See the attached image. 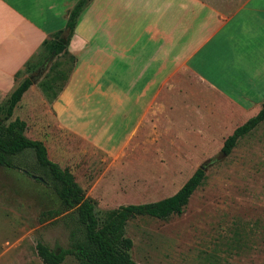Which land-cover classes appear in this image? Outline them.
Masks as SVG:
<instances>
[{
    "label": "crops",
    "instance_id": "0c3cea01",
    "mask_svg": "<svg viewBox=\"0 0 264 264\" xmlns=\"http://www.w3.org/2000/svg\"><path fill=\"white\" fill-rule=\"evenodd\" d=\"M78 1L0 0L1 99L68 41ZM59 62L68 80L46 103L103 152L139 134L225 139L264 104V0H89Z\"/></svg>",
    "mask_w": 264,
    "mask_h": 264
},
{
    "label": "rangeland",
    "instance_id": "374dc122",
    "mask_svg": "<svg viewBox=\"0 0 264 264\" xmlns=\"http://www.w3.org/2000/svg\"><path fill=\"white\" fill-rule=\"evenodd\" d=\"M49 58L31 75L44 93L30 92L9 120V100L0 98V121L24 120L26 136L42 140L49 158L74 174L98 217L108 209L172 196L196 169L205 170L203 184L181 215L127 222L137 264H264V121L228 156L222 147L229 136L218 134L179 135L170 141L139 134L110 155L58 126L45 90L67 82L69 70ZM11 160L16 167H0V264H44L38 243L67 248L84 230L75 209L62 204L55 181L38 165L34 151ZM62 264L78 261L68 256Z\"/></svg>",
    "mask_w": 264,
    "mask_h": 264
},
{
    "label": "trees",
    "instance_id": "16d2710c",
    "mask_svg": "<svg viewBox=\"0 0 264 264\" xmlns=\"http://www.w3.org/2000/svg\"><path fill=\"white\" fill-rule=\"evenodd\" d=\"M88 1L79 0L71 10L67 22L68 41ZM68 41L66 43L57 41L49 60L63 53ZM34 83V77L30 76L23 80L11 93L8 98L6 120L14 115V111L19 106L24 94ZM263 121L264 104L256 116L238 126L225 140L222 147L223 154L228 156L238 141ZM26 128L27 123L19 117L7 124L0 121V167H16L11 160L12 156L21 154L26 150L34 151L38 165L49 173L55 181L56 192L62 204L67 209H75L78 221L84 230L82 238L74 241L67 248L54 250L44 243H38L37 253L44 264H62L68 256H73L78 264H137L130 254L133 241L126 236L127 222L139 216L165 220L173 215H181L192 194L203 184L206 178L205 170L198 168L172 196L155 202L129 204L108 209L103 212L101 217H98L94 201L86 197L83 189L75 181L74 174L52 161L49 158L45 143L42 140L28 138L25 134ZM26 173L30 174L28 171ZM38 179L43 181L40 177Z\"/></svg>",
    "mask_w": 264,
    "mask_h": 264
},
{
    "label": "water",
    "instance_id": "95a60500",
    "mask_svg": "<svg viewBox=\"0 0 264 264\" xmlns=\"http://www.w3.org/2000/svg\"><path fill=\"white\" fill-rule=\"evenodd\" d=\"M60 41H63L64 43H66L67 42V40L66 39H61ZM33 78V77H32ZM33 178H37L36 176H33ZM42 179V178H41Z\"/></svg>",
    "mask_w": 264,
    "mask_h": 264
}]
</instances>
